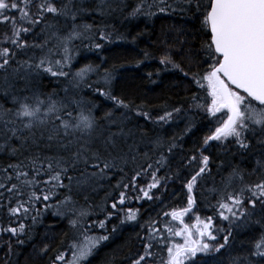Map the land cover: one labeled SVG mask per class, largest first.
I'll return each instance as SVG.
<instances>
[{
    "label": "snow or ice",
    "instance_id": "obj_1",
    "mask_svg": "<svg viewBox=\"0 0 264 264\" xmlns=\"http://www.w3.org/2000/svg\"><path fill=\"white\" fill-rule=\"evenodd\" d=\"M90 2L0 0V24L8 26L0 33V93L10 96L13 105H0V154L11 161L0 166V212L8 217L6 225L0 223V236L9 235L5 243L10 253L11 239L19 245L25 243L22 236L31 240L43 215L52 210L54 215L69 216L73 237L67 244L61 240L58 249L48 243L40 247L42 256L53 253L49 264H88L126 223H137L143 232L136 234L140 247L126 258L128 264H220L217 254L231 247L234 228L247 226L256 215L260 219L255 224L264 221V0H137L128 12L126 19L178 13L207 37L200 42L204 66L193 70L191 79L210 103H201L194 93L189 107L215 118V126L187 154L182 141L195 123L183 105H159L162 114L153 116L147 103L113 94L122 64H86L73 70L78 54L75 41H89V51L102 50L97 37L114 42L108 25L87 23L83 17L123 11V0H99L92 7ZM142 55L134 62L137 67L151 58L146 50ZM159 63L162 68L155 70L156 75L172 70L189 75L170 51L159 57ZM45 75L67 80L73 89L89 88L112 101L113 108L97 117V106L68 96L69 88L62 89L63 97L55 90H34L32 85ZM92 75L97 80L92 81ZM21 81L20 92L27 94L12 91ZM133 118L161 128L177 120L188 122L181 133L145 141L146 131L129 126ZM214 146L217 159L221 155L227 159L216 163L206 154ZM250 158L254 160L251 171L241 167ZM114 174L120 179L111 184ZM177 180L184 190V206L162 210L140 223V208L128 205L133 200L163 204V193ZM209 181L210 188L206 187ZM106 186L101 203H91V196ZM198 197L199 203L208 201L205 207L213 215H199ZM96 208L104 219L89 221ZM161 216L179 223L164 221L160 228ZM113 219L119 225L109 227ZM176 237L182 242H176ZM256 257L260 259L255 264L264 261V233L246 256L233 258L232 264H253Z\"/></svg>",
    "mask_w": 264,
    "mask_h": 264
},
{
    "label": "trees",
    "instance_id": "obj_2",
    "mask_svg": "<svg viewBox=\"0 0 264 264\" xmlns=\"http://www.w3.org/2000/svg\"><path fill=\"white\" fill-rule=\"evenodd\" d=\"M99 0H91L88 4L92 7L94 3ZM137 3V0H123L121 8L123 11L117 10L110 16H101L98 12L86 15L83 21L97 25H108V31L113 34L112 43H107L100 40L98 37L96 43L103 44L100 51H89L87 45L89 41L85 40L75 41L73 47L77 50L78 54L72 62L73 70L79 69L86 64H101L102 67H111L113 64L124 65L118 69L116 79L113 81L112 90L113 94L120 95L124 98L135 100L136 103L145 102L149 107L153 108L152 115L162 114L157 106L167 103L169 106L183 105L188 117H192L195 127L192 132L184 136L182 141L183 154H187L193 148L199 145L203 136L210 134V130L215 126V118L208 117L202 110L191 109L189 106L192 104L191 97L194 93L201 97V103H210V98L205 99V93L198 86L194 85L191 79L192 71H199L204 65L202 64L204 53L200 48V42L207 39L197 32V27L189 20H186L178 13H157V15L149 17H139L138 19H126L128 12ZM124 4L127 7H124ZM12 14H15L13 11ZM79 22V21H78ZM63 24V22H61ZM8 30L6 24H0V33ZM142 33V35H138ZM119 35H123L126 39H118ZM135 42L133 43V38ZM148 51L151 58L145 60L139 67L134 63L136 60L143 59V51ZM171 53L173 58L181 65L185 72L189 75L185 77L180 71H162L159 75L155 74L156 69L162 68L159 63V57L166 52ZM58 58V57H57ZM103 60V63H102ZM152 72V77H148L147 73ZM91 80H97L95 75L91 76ZM155 81V82H153ZM34 90L39 92H52L55 90L63 97L65 94L62 91L64 88H69L68 96L82 99L86 104H95V115L102 117L105 112L113 108V102L100 96L98 93L86 87L80 89H73L67 80L61 78L57 81L50 76H43L41 79L32 85ZM24 88L23 82H17L12 91L20 95L27 93L20 92ZM0 105L11 108L12 101L10 96H5L0 93ZM75 115V113H74ZM220 115V114H218ZM187 119L177 120L171 125H165L162 128L154 126L150 122H146L143 118H133L132 123L129 125L134 129H143L147 132L144 137L145 141L154 139L156 136L162 138L170 137L174 134L181 133L187 123ZM146 150V149H142ZM218 149L214 146L209 153L213 156V160L219 163V159H227L223 155L217 159ZM11 162L9 157L0 154V166H4ZM239 162V161H236ZM254 166V160L251 158L241 164V167L251 171ZM225 173L227 169L223 170ZM213 176L219 181V176L216 175L217 169L212 168ZM163 170L160 175H163ZM120 179L118 174H114L110 181L115 184ZM180 181L169 183V188L166 193H163V204L157 201L155 204L145 201L133 200L128 206L133 208H140V223H143L149 216L155 217L157 212L170 211L171 208H180L185 204L184 190L180 187ZM211 181L206 184V187H211ZM107 186L104 190L91 196V203L99 205L105 196ZM176 195L173 196L172 193ZM115 194V193H113ZM63 193H61V196ZM160 195V193H158ZM207 196V193H205ZM60 197H57L59 199ZM84 204L81 197H75ZM198 205L201 211L199 215L204 217L206 215H213L210 207H205L207 200ZM211 199V198H209ZM214 203V200H211ZM55 203V200L53 201ZM37 208L41 205L37 204ZM96 215L89 217V221L104 219L103 214L99 208L95 209ZM161 223L157 225L163 228V222L169 221L172 225H178V221H174L171 217H160ZM253 222L247 226L234 228L233 238L231 239V247L224 249L217 258L220 264H232L233 258L244 257L252 250V244L259 238L261 233H264V221L261 224H255L254 221L260 219L259 215L253 216ZM69 216L64 217L53 214L49 210L43 215L42 222L39 223L33 230V238L31 240L25 239V243L19 245L16 243L15 238L11 239L12 250L9 253L5 241L9 240V235L5 234L0 236V264H49L48 256L53 255L50 251L48 256H42L39 253L40 247L44 243L51 245L53 249L61 248V240L67 244L73 237V230L70 228ZM185 221L191 223L188 217ZM219 223V221H217ZM0 223L7 224L8 217L5 212H0ZM27 223V222H26ZM111 224L119 225V220L113 219L109 222ZM227 227L226 223L224 225ZM97 231V229H93ZM143 232L137 223H126L118 227V230L113 234L109 241L102 244L95 254L90 257L88 264H128L127 257L135 255L139 250L140 242L136 238V234ZM67 234V236H65ZM176 242H182L180 237H176ZM70 258V256L68 257ZM260 258H253V264ZM215 264V261H213ZM264 264V261L261 262Z\"/></svg>",
    "mask_w": 264,
    "mask_h": 264
}]
</instances>
